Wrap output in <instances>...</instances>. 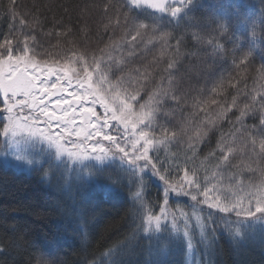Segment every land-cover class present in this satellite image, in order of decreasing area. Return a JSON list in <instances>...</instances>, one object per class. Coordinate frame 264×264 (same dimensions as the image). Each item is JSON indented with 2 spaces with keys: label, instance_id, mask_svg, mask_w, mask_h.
<instances>
[{
  "label": "snow or ice",
  "instance_id": "obj_1",
  "mask_svg": "<svg viewBox=\"0 0 264 264\" xmlns=\"http://www.w3.org/2000/svg\"><path fill=\"white\" fill-rule=\"evenodd\" d=\"M199 7L198 0H99L92 8L98 13V31L102 28L107 35L104 46L90 50L73 41L62 54H50L36 52L39 14H29L28 20L11 0L13 25L0 41V162L20 170L39 166L47 180L87 184L106 196L128 188L140 221L137 232L149 241L150 254L153 245L164 254L173 246L193 253L198 244L210 249L218 231L236 243L257 231L264 235V63L258 69L262 83L256 94L241 93L230 75L218 74L205 98L206 90L199 86L202 69L195 62L177 79L188 58L181 54L187 36L211 49L217 60L232 56L234 67H245L257 47L264 49V7L242 11L233 0H223L213 6L210 17H197ZM165 19L167 24L162 23ZM17 21L22 39L14 35ZM181 22L177 34L174 29ZM63 35H72V30L66 28ZM157 45L158 54L147 60ZM40 55L60 59L41 62ZM191 55L195 61L196 54ZM165 58L166 75L157 81L156 66ZM228 88L235 89L230 102L212 98L226 96ZM52 97L56 110L46 103ZM229 114H234L232 131L204 157L201 163L215 171L201 180L200 169L191 166L197 147L208 142ZM77 115L84 119L77 122ZM257 115L258 125H246ZM182 143L192 157L185 153L181 161L178 154L171 159L159 155L162 147ZM257 143L259 152L252 158L257 167L237 165V171L225 176L232 160L247 155L249 148L255 152ZM257 172L258 180L245 179L246 173ZM153 180L160 182L163 195L158 212L144 199ZM170 197L189 198L192 210L170 208ZM43 255L38 264H53Z\"/></svg>",
  "mask_w": 264,
  "mask_h": 264
},
{
  "label": "trees",
  "instance_id": "obj_2",
  "mask_svg": "<svg viewBox=\"0 0 264 264\" xmlns=\"http://www.w3.org/2000/svg\"><path fill=\"white\" fill-rule=\"evenodd\" d=\"M97 2L99 0H15V6L17 13L23 14L28 20L31 19L29 14H39L42 24L34 32L36 52L62 54V50L70 47L73 41L77 42L78 48L86 46L90 50L103 47L107 42V35L103 34L102 28L98 31V13L92 8ZM198 3L202 7H199L194 15L210 17L212 14L206 3L203 0H198ZM10 7L11 0H0V41L9 34L13 25L8 12ZM140 15L147 17L148 13ZM162 23L167 24V19ZM29 27L35 26L30 24ZM66 28L72 30V35H63ZM182 29L183 22L174 31L179 34ZM21 31L17 21L14 35L20 36ZM50 32L54 34L47 35ZM20 38L22 39V36ZM171 43L175 44V40ZM204 48L205 46L196 44L191 36L185 38L181 54L187 55L188 58L182 61L183 68L177 73V79L184 75V68L195 62L202 69L199 86L206 90L205 98L210 95L207 90L212 88L213 80L218 74L230 75L233 85H238L241 93L256 94L254 89L260 90L262 82L259 80L258 69L264 63V54L255 52L245 67L236 68L232 63V56L226 60H217L211 56V49ZM158 51L159 45L147 54V60H151ZM191 54H196L195 61ZM37 58L50 61L59 60L60 56L40 55ZM166 66V58L156 66L157 81L166 75L163 72ZM233 95L235 89L228 88L226 96L212 98L222 101L227 99L230 102ZM187 111L185 109V112ZM233 119L234 114H229L226 120L218 122L217 127L210 133L208 142L198 145V156L194 158L191 166L200 169L201 180L215 171L211 165L201 162L215 149L217 140L222 135L227 137L232 131L230 122ZM246 125H258V115L249 117ZM258 147L259 143L255 152H251L249 148L247 155L241 154L233 159V167L228 169L230 173L237 171V165L257 167L252 158L259 152ZM185 153L189 157L193 155L187 151V145L182 143L179 146L162 147L159 155L161 158L167 155L171 159L173 154H178L182 161ZM248 177L249 174L246 173L245 178ZM256 178L259 179L258 173ZM128 194L129 189L124 187L119 195L106 196L87 184L81 186L72 183L66 186L62 182L47 180L39 168L22 171L0 163V264H36L42 253L57 255L62 264H115L124 250L119 248L110 258V255L105 253L116 249L118 245H124L132 238L135 242V255L138 257L128 264H148L155 258L153 253L150 256L148 254L149 241L142 239L141 234L137 232L140 221ZM144 199L154 211H159L158 206L163 202V195L158 180L147 183ZM189 200L170 197L169 207L175 208L183 204L191 210L192 202ZM203 211L207 215L206 207ZM216 218L219 220V214ZM216 237L210 249H206L202 244L197 245L196 253L200 264H264V235L259 232L257 238L248 236L242 243L230 240L227 234L220 231L216 233ZM184 251L174 246L165 259H157L162 260L161 264H185ZM114 258L116 261H113Z\"/></svg>",
  "mask_w": 264,
  "mask_h": 264
},
{
  "label": "rangeland",
  "instance_id": "obj_3",
  "mask_svg": "<svg viewBox=\"0 0 264 264\" xmlns=\"http://www.w3.org/2000/svg\"><path fill=\"white\" fill-rule=\"evenodd\" d=\"M205 3H206V5L209 7V10L211 11V14L213 13V11H214V8H213V6L214 5H216V4H218V3H220V2H223V0H203ZM233 2H235V3H238L240 6H241V10L242 11H244V10H247L250 6H255V9L256 10H259L260 8H262V7H264V4H262V2H261V0H233ZM245 30V28H244V26H242L241 27V31H244ZM257 32H259V28H257ZM150 47V46H149ZM256 52L257 53H262V54H264V49H261V48H259V47H257V49H256ZM38 59V58H37ZM264 59V58H263ZM40 60V59H39ZM44 61H47V60H44V59H42L41 60V62H44ZM261 90V89H260ZM55 98L56 97H52V98H50V101H46V103H48L49 104V107L52 109V110H56L55 109V106H54V103H52L54 100H55ZM65 99H71L70 97H67L66 95H65V97H64ZM85 106H90V105H85ZM97 112L98 113H102L103 112V109L102 108H99V107H97ZM81 119H84V117H81V116H79V115H77V117H76V120H77V122H79ZM258 150H259V147H258ZM257 150V151H258ZM251 152H252V150H250ZM0 163H2V162H0ZM3 164V163H2ZM5 165V164H4ZM7 166V165H6ZM45 168H47V165H45L44 166ZM35 168H39V166H37V167H34V168H32V169H25V170H22V171H32V170H34ZM17 170H20V169H17ZM228 173H230V170H228L227 169V171L224 173V175L226 176ZM258 173V172H257ZM259 174V173H258ZM258 178V177H257ZM256 178V174L253 176V175H249V177L248 178H245L246 180L247 179H252V180H256L257 179ZM54 182H56L55 180H53ZM57 183V182H56ZM226 186H227V180H225V188H226ZM185 200H187V199H185ZM188 201V200H187ZM190 202H192L191 200H189ZM193 203V202H192ZM177 207H182V208H184L186 211H191L190 209H188V208H185V206L182 204V205H178ZM258 232L259 231H257L256 232V234L255 235H251V237H256L257 238V234H258ZM126 244V246L125 247H122V251L123 252H121V256H120V258H117L116 260H115V258H114V260L113 261H116L115 262V264H128L131 260H133V259H136V257H138V256H136L135 255V242L133 241V238L131 239V240H129V241H127V243H125ZM124 244V245H125ZM202 246H204V245H202ZM174 247V246H173ZM182 249V248H181ZM170 251V250H169ZM168 251V252H169ZM168 252H167V254H168ZM185 253L183 254V260H184V262H185V264H200L199 263V259H198V253H196V250H195V252L193 253V252H188V251H184ZM152 253H153V257L155 258V259H152V260H159V259H157V258H160V259H165L166 258V255L167 254H164V253H161V252H159L158 250H157V248H156V246L155 245H153V250H152ZM151 253V254H152ZM113 254H114V252H113ZM113 254L112 255H110L109 256V258L111 257V256H113ZM148 254H149V256L151 255L150 253H149V251H148ZM108 256V255H107ZM106 256V257H107ZM117 257V256H116ZM146 257H148V255H146ZM41 259V256L38 258V261ZM43 259H46V260H49V261H52L53 262V264H62V262H61V259L57 256V255H54L53 253H48V254H46V255H43ZM38 261L36 262V264H38ZM161 262H162V260H160Z\"/></svg>",
  "mask_w": 264,
  "mask_h": 264
}]
</instances>
